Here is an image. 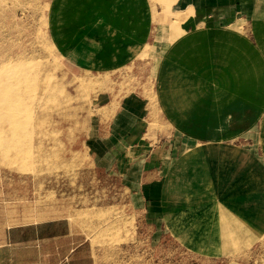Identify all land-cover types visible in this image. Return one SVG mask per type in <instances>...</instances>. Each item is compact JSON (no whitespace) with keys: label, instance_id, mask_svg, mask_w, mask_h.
<instances>
[{"label":"rangeland","instance_id":"obj_1","mask_svg":"<svg viewBox=\"0 0 264 264\" xmlns=\"http://www.w3.org/2000/svg\"><path fill=\"white\" fill-rule=\"evenodd\" d=\"M150 2L0 0V235L41 229L58 236L59 259L81 247L96 264H264L257 125L203 150L201 179L213 201L173 219L149 216L118 174L96 162L93 142L124 104L138 106L151 143L131 147L130 159L142 164L163 145L191 146L163 129L156 100L162 20L175 37L186 13L172 12L169 0ZM114 39L121 50H104ZM226 148L244 164L239 181L222 176Z\"/></svg>","mask_w":264,"mask_h":264},{"label":"crops","instance_id":"obj_2","mask_svg":"<svg viewBox=\"0 0 264 264\" xmlns=\"http://www.w3.org/2000/svg\"><path fill=\"white\" fill-rule=\"evenodd\" d=\"M169 1L172 12H184L186 18L175 37L168 28L170 19L162 18L156 100L163 129L177 132L191 146L163 145L159 155L147 152L142 164L139 156L130 159L131 147H151L138 106L131 104L114 114L93 146L99 166L117 173L149 216L173 219L213 201L214 191L201 179L206 169L203 150L243 137L256 125L260 139L264 136V0ZM109 46L121 50L115 39L105 42L104 50ZM96 57L88 58L92 66ZM231 150L219 153L231 157L222 176L239 181L244 164L234 163L239 154L232 156ZM41 231L33 237L17 235L16 230L1 234L0 264H96L81 247L59 259L58 236Z\"/></svg>","mask_w":264,"mask_h":264},{"label":"bare ground","instance_id":"obj_3","mask_svg":"<svg viewBox=\"0 0 264 264\" xmlns=\"http://www.w3.org/2000/svg\"><path fill=\"white\" fill-rule=\"evenodd\" d=\"M15 68V67H14Z\"/></svg>","mask_w":264,"mask_h":264}]
</instances>
